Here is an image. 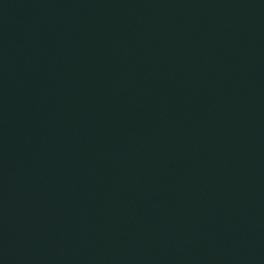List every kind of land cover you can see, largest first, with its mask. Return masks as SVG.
Instances as JSON below:
<instances>
[{
    "label": "water",
    "instance_id": "obj_1",
    "mask_svg": "<svg viewBox=\"0 0 264 264\" xmlns=\"http://www.w3.org/2000/svg\"><path fill=\"white\" fill-rule=\"evenodd\" d=\"M0 264H264V0H0Z\"/></svg>",
    "mask_w": 264,
    "mask_h": 264
}]
</instances>
